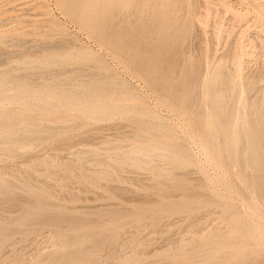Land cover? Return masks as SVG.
Returning a JSON list of instances; mask_svg holds the SVG:
<instances>
[{
  "label": "rangeland",
  "instance_id": "obj_1",
  "mask_svg": "<svg viewBox=\"0 0 264 264\" xmlns=\"http://www.w3.org/2000/svg\"><path fill=\"white\" fill-rule=\"evenodd\" d=\"M152 1L159 7L168 0ZM169 1L172 11L170 17H176L178 22L171 31L158 34L157 46H162L163 50L177 51L176 62L184 63L187 59L197 62L202 58V62L207 61L211 68L222 63L228 74L238 72L240 90L242 93L246 92L248 96V99L244 98L243 94L242 98L246 101L240 98V104L249 103L247 104L249 106L245 104L247 106L245 109V105H240L238 100L237 104L240 105L238 110L241 107L243 108L241 113L246 111L257 114L256 103L262 101L264 95V28L262 26L264 15L263 19L261 16L262 12L264 14V0ZM115 7V2L109 5L106 30L126 31L128 27L124 21L115 19L112 22ZM183 12L187 17L183 16L185 15ZM182 18L184 20L187 18L185 24ZM140 29L142 31V28ZM146 37L147 35L143 33L137 44L141 51L147 49L150 41V38L146 39ZM237 56H239L238 61L235 59ZM51 57L58 59V63L45 67L39 62L41 59ZM0 75L7 76L14 83L23 81L35 87L52 84L62 89H69L72 84L82 85L106 78L115 79L118 86L114 87V90L140 97L139 104L132 107L134 111L132 114L138 115L144 109L153 110L157 114V119L146 115L143 120L163 122L168 126V130L161 128L160 130L165 133L169 131L167 133L171 135L170 137L173 135L176 137H173V141L169 139L172 144L175 140L176 143H181V146L184 143L185 147L183 145L182 148L191 152L193 159L195 157L193 163L190 161L191 164L190 162L181 164L179 161L177 164L175 160L167 161V157L159 156L152 159L156 168L151 170L138 168L132 162H127L129 165H126V162L122 161L123 164L120 160L126 149L129 150L136 142L145 144L154 142L158 138L155 134L142 131L139 121L131 120L129 115L123 113L108 118H92L78 111H72L77 117L68 122L43 121L50 127V132L33 135V139L27 130H21L15 138L25 143L29 142L32 147L25 149L26 151L22 148L20 150L23 151L13 154L9 152L0 154V210H2L0 231L10 239L6 249L2 251H6L4 253L7 255L1 252L3 256L0 260L6 258L5 260L8 261L11 250L15 249L18 252L19 248L21 249L19 251L25 253V256L21 253L24 261L28 259L29 263L33 258L40 261V257H46L41 259V262L38 261L39 264L52 262L57 256L59 257V254L71 255L77 251H82L89 257H85L86 260L83 258L84 261L79 258L76 260L78 262L74 260L69 264H125V261L126 264H132L138 259L135 264H177L176 262L178 264H264V237L257 229L259 226L264 227V214L258 213V216L255 210H251L248 204L252 199L249 198L250 195L239 189L240 184L233 170L231 172L226 168H219L208 156L207 145L191 119V116L196 115V102L191 99L189 115L180 114L162 104L160 101L162 91L151 81L139 76L130 57L123 52L116 54L111 44L103 43L92 31L82 27L68 13L60 0H0ZM175 75L174 73L173 76ZM258 85L260 86L257 87ZM166 95H169V92ZM196 95L195 93L194 97ZM1 105L10 106L3 100H0ZM237 118V121H240L239 116ZM7 121L12 123L13 120ZM137 133L142 135L138 136ZM178 144L174 145L178 146ZM242 145L244 146L245 143L243 142ZM245 146L244 149L241 147L240 149L245 150ZM116 153L121 154V158H118L119 155ZM106 156H111V159H106ZM113 156L116 157L114 159L117 161L116 164L112 160ZM81 157L85 161L82 159L80 161ZM75 159L78 160L74 162ZM95 159H101L100 164L97 165ZM103 159L107 162H103ZM79 162H85V166ZM108 162L110 163L107 164ZM67 164L71 165L67 168ZM157 165L166 166V168L162 166L165 169L162 174V168L159 169ZM112 166L116 170L114 167L112 170ZM73 167L84 170L73 171ZM172 168H176V171ZM235 168L237 170V167H234V170ZM171 171L178 173L173 174ZM4 179L10 182L11 190ZM25 181L28 182L29 187L24 186ZM37 194L42 199H37ZM31 195L36 197L32 198ZM2 199L6 200L2 201ZM10 200L13 201L10 203L13 205L7 206ZM48 201L52 202L48 203ZM43 207L44 209H41ZM6 209L8 211L4 212ZM24 212L25 214H21ZM17 215H23L22 219ZM55 215L58 216L57 219ZM63 216L65 219L69 218L62 221L66 226L59 221L64 219ZM41 219L42 221L45 219L43 221L45 223ZM28 222L30 225L25 224ZM237 223L240 225L238 226ZM64 227L68 228L64 229ZM249 228H252L250 230L256 236L248 230ZM98 230L101 233H97ZM235 232L236 234L240 232L237 234L239 237L235 236ZM88 234L92 237L88 238ZM76 235H81L80 242H77L79 245L69 247L61 240ZM83 236L88 239L85 240ZM207 237H211L208 242L213 239V244L210 242L207 248H203L204 251L201 248L198 250L199 241L207 240ZM240 237H244L242 241L239 240ZM214 238L217 242L220 238L222 243L221 240L216 243ZM83 239L86 243L84 245H82ZM96 239L99 247L104 245L100 249ZM59 242H63L62 245ZM238 244L240 247L241 244L243 245L241 250L238 247L235 249ZM211 248L213 252L209 250ZM184 249L187 250L186 253ZM55 250L58 251L56 255H54L57 253ZM182 257L191 260L184 262L180 259ZM5 260L0 261V264H4Z\"/></svg>",
  "mask_w": 264,
  "mask_h": 264
},
{
  "label": "bare ground",
  "instance_id": "obj_2",
  "mask_svg": "<svg viewBox=\"0 0 264 264\" xmlns=\"http://www.w3.org/2000/svg\"><path fill=\"white\" fill-rule=\"evenodd\" d=\"M60 1L64 5V7L68 11V13L82 27H84L85 29H88L89 31H92L94 33V35H96L99 39H101V41L103 43L111 44V46L115 50L116 54H120L121 52H123V53H126L130 57V59L134 65L137 73L139 74V76L147 79L148 81H151L152 83L155 84V86L159 90L162 91V94L160 96V101L162 104L169 106L170 108H172L173 110L177 111L180 114L189 115V110H190L189 104H190L191 99H192V101H194V103L196 102V104H197L196 115L191 116V119L196 124L198 133L202 136V138L204 139V141L207 145L206 151H207L208 156L211 158V160L219 168H226L227 170H229L231 172L233 170V173H234L238 183L240 184L239 189L242 190L244 193L250 195L249 198L252 199L249 204L247 203L248 205L251 206V208H252L251 210H255L257 212V214L258 213L262 214V212L264 214V95H263L262 101H259L256 103L257 114L256 113L252 114V112L246 113V111L241 113L240 111L243 108L240 107L239 108L240 110H238V107L240 105H245V104L247 105L249 103L245 102L244 104H240V98H242V95L244 94L245 97H244V95H243V97L244 98L247 97V99H248V96H246V94H245L246 92L242 93L240 90V84L241 83L239 84L240 80L238 81V78H237L238 72H236L235 74H228L226 71L225 65H223L222 63L220 65H218L217 67L211 68V66L207 64V61L202 62L203 61V60H201L202 58L200 59V61L198 60L197 62H192L191 60H188V59L186 61H184V63H181V61L176 62V56L178 54L177 51L173 52L170 50H163V49H161L162 46H157L158 42L156 43V38L158 37V34L163 33L165 31H171L174 28V26L177 25V22H178L176 17H170V14L172 13V11H171V8L169 7V3H168V2H170L169 0L167 1V3L166 2L162 3V5L159 7H157L158 5L156 6V3H153L152 0H142V1H137V0H60ZM113 2H115L116 7H115V13H114V18L112 19V22L115 21V19H118L121 22L124 21L125 23H127V27H128V29L126 31L111 32V31L106 30V27H108L107 26L108 25V22H107L108 16L107 15L110 12L109 11V5ZM178 3H179V1H178ZM182 7H184V6H182ZM175 8H176V6H175ZM259 9H260V7H259ZM44 10H46V8ZM192 10H193V8H192ZM188 12L190 13V11H188ZM261 12H262V10H261ZM183 14H185V13L183 12ZM259 14H260V12H259ZM47 15H49V14H47ZM263 15L264 14L262 12V14H261L262 19H263ZM133 16H135V17L132 18ZM183 16H186V14ZM186 19L185 20L183 19L184 24H185ZM260 22H261V20H260ZM262 23H263L262 26L264 28V20L262 21ZM185 27H186V25H184L183 28H185ZM140 28H142V31ZM22 31H25V30H22ZM143 33L145 35H147L146 39L150 38V41L147 45V49H145L144 51L143 50L141 51L137 47V44H139L141 37H143ZM60 50H61V48H60ZM138 54L141 55L142 57L140 58ZM240 57H241V52H240ZM235 59L238 61L239 56H237ZM58 61H59L58 59L51 57V58H47V59H41L39 62L43 66L48 67L52 64L58 63ZM208 61H209V59H208ZM210 62H211V60H210ZM241 72H242V70H241ZM33 73L36 74L37 72H33ZM174 73L176 74L175 76H173ZM40 74H43V73H40ZM177 75L179 76V78H177ZM240 76H241V74H240ZM71 77H74V76H71ZM251 85H253V84H251ZM117 86H118V82L115 79H107L106 78V79L100 80L99 82H97V80L93 81L90 84H82V85L72 84L71 86H69V89L56 88L52 84H46V85L43 84L42 86L35 87V86L29 85L23 81L21 83L11 82L10 78H8L7 76L0 75V100H3L5 103L10 104L9 107H3L5 105L0 106V154L2 152H9V153L13 154V153H16L17 151H23L25 149L32 147V145L29 142L25 143V142H22V141L18 140L17 138H15L16 134L19 133L21 130H27V132L30 133L32 136L40 134V133H49L51 129H50V127H48V125H45L43 123V121L68 122V121L77 117L75 114L72 113V111H78L80 114H82L84 116H89L92 118H108V117H113L117 114L123 113V114L129 115L131 120L139 121L141 123V130L142 131H144L146 133L149 132L152 135L155 134L158 137L154 140V142H149V143H145V144L141 143V142H136L135 144L132 145V147L129 150L126 149L127 151L125 150V153L121 152L122 155L121 154L120 155L122 156V158L120 157L119 154L116 153L117 155H119V157L118 156L117 157L121 158L120 161L126 162V165L128 164L127 162H132V164H134L138 168H141V169L142 168L143 169L150 168V170H151V168H154V167L156 168V166L153 165L154 161L152 159L156 158V157L159 158V156L167 157L168 158L167 161H169L171 159V160H173L172 162H174V160H175L176 161L175 163H177V164H178V161L181 164H183L185 162H190V161L193 163L195 161L194 160L195 157L193 159L190 155L191 152L189 153L187 150H185L186 148L185 149L182 148L184 143L182 146L180 145L181 144L180 142H182V141H179L180 144H178V143H176V140H175L174 144H176V145L178 144V146H176V145L172 144V142L169 140V139H171L173 141V137L174 138H176V137L174 135L172 137H170L171 135L167 133L169 131H167L165 133L162 130H160V128L168 130L167 125H165L161 121H159V122H152V121L145 122V120H143V117L146 115L152 116L153 118L157 119L156 118L157 114L153 110L144 109L138 115L132 114L134 112L132 107L139 104L140 97L134 96L130 93L121 92L119 90H114L113 88L117 87ZM244 86H245V84H244ZM244 86H243V88H245ZM259 86L260 85H258L257 87H259ZM154 92H155V90H154ZM168 92H169V95H166ZM243 92H244V90H243ZM163 93H165V94H163ZM195 93L197 94L196 97H194ZM238 100H239L240 105L237 104ZM242 100H244V99L242 98ZM244 101H246V100H244ZM246 105H245V109L247 106H249V105H247V106ZM237 111H239L240 114ZM244 113H246V114H244ZM159 115L160 114H158V116ZM238 116H239L240 121H237ZM9 119L13 120L12 123L7 121ZM238 122H240L239 123L240 125L238 124ZM137 135L141 136L142 134L137 133ZM33 138H34V136L31 139H33ZM178 138H180V137H178ZM243 142L246 145V146L244 145L246 147L245 150H243L244 149L243 148L244 146L242 145ZM184 147H185V145H184ZM240 147L243 149L241 150ZM22 148H24V149L20 150ZM163 150L166 152H163ZM9 156H10V154H9ZM108 156H106L107 158L106 157L105 158L111 159V156L110 157H108ZM95 157H96V155H95ZM115 158L116 157H114L112 160H114ZM79 159H80V161L84 160L82 157ZM76 160H78V159H75L74 162H76ZM95 160H97V159H95ZM100 160L99 159L97 160V162H98V163L96 162L97 165L100 164L99 163ZM116 160H119V159H116ZM163 160H165V159H163ZM93 161L94 160H92V162ZM102 161L104 162L106 160L103 159ZM102 161H101V163H102ZM50 162H48V163L51 164ZM115 162H117V161L114 160V163ZM191 162H190V164H191ZM39 163H41V162H39ZM79 163H81V162H79ZM82 163H83V165L85 164V162H82ZM109 163L110 162H108L107 164H109ZM42 164H45V163H42ZM68 164H67V168H68V166L71 165V164L70 165H68ZM93 164H95V163L93 162ZM104 165H106V163ZM84 166L81 165V167H83V168H84ZM131 166H133V165H131ZM162 166L157 165V167H159V169L162 168ZM113 167L114 166L111 167L112 170H113ZM117 167L120 168V166H117ZM163 167L166 168L165 165ZM234 167H237V170L235 168L236 171L234 170ZM63 168H64V166H63ZM176 168H172V169H174L176 171ZM72 169H74L73 171H76L77 169H78V171L84 170V169L80 170L81 168L76 169L74 167ZM114 169H115V167H114ZM163 169L164 168H162L161 174L163 173ZM172 169H169V171ZM101 170L103 172H105V170H103V169H101ZM106 170L108 171V169H106ZM119 170L120 169H118V171ZM67 171H69V170H67ZM164 171H165V169H164ZM2 172H4V171H2ZM96 172L98 173V171H96ZM109 172H108V174H110ZM174 172H172V173L174 174ZM122 173H124V172H122ZM176 173H178V172H175V174ZM65 174H67V172ZM69 174H70V171H69ZM102 174H104V173H102ZM228 174H229V172H228ZM3 175H4V173H3ZM89 177H91V175ZM89 177H88V179H89ZM120 177H121V175H120ZM66 178L67 177H65V179ZM32 179H34V178H32ZM91 179H92V177H91ZM104 179H106V178H104ZM64 181H66V180H64ZM96 181H97V179H96ZM4 182L8 185V188L11 190L12 186H10V182L8 181V179H4ZM2 186H4V184ZM24 186L29 187L28 182L25 181ZM63 186L65 187V185H63ZM36 188L39 189L38 187H36ZM25 190H27V189H25ZM7 194H8V192H7ZM22 194H25V193H22ZM14 195H16V194H14ZM47 195H49V194H47ZM5 196H6V194H5ZM31 196L33 198L34 195H31ZM36 196H37V199H42L40 196H38V194ZM36 196H34V197H36ZM11 197H12V195H11ZM11 197H8V198H11ZM38 197H40V198H38ZM45 197L50 198L48 196H45ZM4 200H6V199H2V201H4ZM12 200L14 201V199H12ZM44 200H41V201H44ZM13 201H11V200H10V202L5 201V204L7 202V206H9V204L13 203ZM38 201H40V200H38ZM51 202L48 201V203H51ZM39 203L43 204L42 202H39ZM5 204H4V206H5ZM10 205L12 206L13 204H10ZM33 205L35 207V204H33ZM34 207H32V209ZM5 208L9 209V207H5ZM5 208L2 207V209H5ZM61 208H63V207H61ZM41 209H44V207ZM0 211H2V210H0ZM5 211H8V210L6 209V210H4V212ZM25 212H29V211H25ZM25 212L21 213V214H25ZM34 214L37 215V213H34ZM259 214H258V216H259ZM19 215H17V216H19ZM46 215H48V214H46ZM52 215H54V214H52ZM251 215H253V214H251ZM21 216H23V215H21ZM21 216H19V217L21 218ZM55 216H57V215H55ZM55 216H53V217H55ZM36 217H38V216H36ZM53 217H51L52 219L50 218L52 221H54ZM59 217H60V215H59ZM57 218H58V216L56 217V219ZM63 218H64V216H63ZM254 218H255V216H254ZM38 219H40V218H38ZM66 219L69 220L68 217H66ZM66 219L64 218L63 220H59V221L61 222L62 225L66 226V224H63V222H62L64 220L66 221ZM248 219H249V217H248ZM7 220H10V219H7ZM27 220H31V219H27ZM41 221H42V219H41ZM52 221H50V222H52ZM248 221H247V223L249 225ZM256 221H254V222H256ZM243 222H244V218H243ZM257 222H260V221H257ZM43 223H45V222H43ZM8 224L9 223H7V225ZM25 224H29V222L25 223ZM55 224H57V223H55ZM121 224H122V222H121ZM237 224H235V225H237ZM40 225H42V224H40ZM239 225L240 224H238V226ZM68 226H70V225H68ZM249 226H251V224ZM245 227H247V226H245ZM2 228L3 227H1V229ZM65 228H68V227H64V229ZM236 229H235V231H237L239 228L237 230ZM250 229H252V228H249L248 230H250ZM257 229L260 231V233H261L260 235H262L264 237V227L259 226V227H257ZM253 230H254V227H253ZM240 231H241V229H240ZM99 232L100 231L98 230L97 233H99ZM242 232H243V230H242ZM245 232H246V230H245ZM250 232H251V230H250ZM256 232H257V230H256ZM65 233L67 234V232H65ZM65 233H64V236H66ZM228 233H229V231H228ZM239 233L240 232H238L237 234H239ZM235 234H236V232H235ZM237 234L235 236H237ZM252 234H254V236H256L254 232ZM8 235H10V233ZM68 235H69V233H68ZM6 236H7L6 234H4L0 231V253L4 249H6L5 247L8 244V240H10ZM93 236L96 238L95 234ZM204 236L205 235H203V237ZM87 237L89 238L92 236H89V234H88ZM109 237L110 236H108V238ZM213 237H215V235ZM225 237L226 236H224V238ZM227 237H229V236H227ZM237 237H239V236H237ZM80 238H81V235H76V236H71V237L67 238L66 240H64V238H62L61 240H63L65 242V244H67L66 246L70 247V246H74L76 244L79 245V243H77V242L80 240ZM88 238L84 237L85 240ZM101 238H102V236H101ZM195 238L196 237H194V239ZM210 238L207 237V240H200L199 243L197 242L198 243V245H197L198 250H200L199 248H201V250H203L204 247H206L207 245L209 246V243L212 242V240H213V239H211L210 242H208L209 241L208 239H210ZM243 238L244 237H240V239L239 238L238 239L241 240ZM84 239H83L82 245H84V243H85ZM215 239L216 238H214V241H216V243H219L220 242L219 240H221L222 237H221V239L218 238L219 239L218 242ZM229 239H231V238H229ZM93 240H94V238H93ZM98 240H99V238H98ZM94 242H95V240H94ZM96 242H97V239H96ZM102 242H103V239H102ZM109 242L107 244H109ZM237 242L238 241H236V243ZM62 243L63 242H61V243L59 242V244H61V245H62ZM220 243H222V240ZM212 244H213V242H212ZM212 244H211V246H212ZM233 244H234V241H233ZM242 244H243V242H242ZM242 244H241V247L239 244H238L239 246H235V249H236V247H238V248H240L239 250H241V248L244 245V244L243 245ZM12 245H13V241H12ZM102 245H100V246L102 247ZM135 245H137V243ZM13 246H12V248H15ZM97 246H98V242H97ZM187 246H189V244ZM226 246H228V245H226ZM101 247H99V249ZM65 248H67V247H65ZM233 248H234V246H233ZM63 249L64 248H62V250ZM96 249H97V247H96ZM19 250H21V249L18 248V252H16L15 249L11 250V255H10L8 261H6L5 260L6 258H5L4 260L6 262H3V263L4 264H27L28 259L26 261H24L23 255H21V253H22L25 256V253H23L22 251H19ZM65 250L66 249H64V251ZM80 250H81V247H80ZM91 250H95V249H91ZM97 250H96V252H97ZM205 250H207V249H205ZM209 250H211L213 252L212 248ZM44 251H47V250L44 249ZM49 251H51V250H49ZM55 251H57V250H55ZM66 251H68V250H66ZM185 251H187V250L184 249V253H186ZM193 251L195 252L196 250L194 249ZM203 251H201V253H204ZM4 252H6V251H4ZM4 252H2V253L5 255L6 253H4ZM54 252H53V254H54ZM212 252H208V253H212ZM237 252H239V251H237ZM61 253H63V251H61ZM72 253H73V251H72ZM83 253H82V251H77L71 255H68V254H61L60 255L59 254V257L57 256L52 262L48 261L46 264H69L70 262H73L74 260L75 261L79 260V258H82V259L84 258L86 260V258L89 256H87L85 253L84 254ZM86 253H87V251H86ZM169 253H171V252H169ZM172 253H174V252H172ZM189 253L190 252H188L187 254L189 255ZM241 253H242V251H241ZM56 254H58V251L54 255H56ZM180 254H181V252H180ZM214 254L216 255V253H214ZM50 255H51V253H49V256ZM88 255H89V253H88ZM2 256L3 255L0 254V258ZM43 256H46V255L43 254ZM123 256L124 255H122V257ZM32 257H34V256H32ZM36 257H37V255H36ZM39 257L40 256H38V258ZM26 258L27 257H25V259ZM43 258H46V257H43ZM43 258L40 257L39 258L40 261L37 258L36 259L33 258L30 260V263H31V261L35 260L37 262L33 261L32 264H39L38 261L41 262V259H43ZM125 258H127V257H124V259ZM84 259H83V261H84ZM132 259H133V257H132ZM180 259L181 260L183 259L184 262L185 261L187 262V260H189L190 258L182 257ZM4 260H0V261H4ZM126 260H128V259H126ZM131 261H133V260H131ZM138 261H139V259H138ZM138 261H135V263ZM76 262H78V261H76ZM124 263L126 264V261ZM127 263H128V261H127ZM135 263L133 262L132 264H135ZM176 263L178 264V262H176ZM191 263H192V261H191ZM74 264H76V263H74ZM244 264H246V263H244Z\"/></svg>",
  "mask_w": 264,
  "mask_h": 264
}]
</instances>
